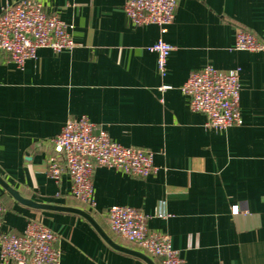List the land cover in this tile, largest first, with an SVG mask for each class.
Listing matches in <instances>:
<instances>
[{"label":"crops","instance_id":"crops-1","mask_svg":"<svg viewBox=\"0 0 264 264\" xmlns=\"http://www.w3.org/2000/svg\"><path fill=\"white\" fill-rule=\"evenodd\" d=\"M20 1L0 0V14ZM35 1L65 22L76 46L40 49L23 69L1 57L0 176L27 199L89 212L122 246L143 252L110 230L112 206L147 214L149 230L170 235L183 264H264V51L234 48L239 28L264 44V0H177L164 34L135 27L126 0ZM160 39L173 47L165 75L150 50ZM207 66L239 70L241 126L209 128L190 109L182 85ZM81 117L123 146L153 152L156 173L98 167L96 208L82 204L66 173L59 182L47 173L50 140ZM0 204L1 232L21 235L29 222L42 223L57 237L60 264H143L78 215L27 208L1 187Z\"/></svg>","mask_w":264,"mask_h":264},{"label":"built area","instance_id":"built-area-1","mask_svg":"<svg viewBox=\"0 0 264 264\" xmlns=\"http://www.w3.org/2000/svg\"><path fill=\"white\" fill-rule=\"evenodd\" d=\"M177 4V0H126L124 12L135 27L154 25L164 34L175 20ZM75 46L69 27L59 17L47 14L41 3L23 0L3 6L0 59L6 57L8 62L23 69L40 49L60 53ZM234 48L257 53L264 51V44L239 28ZM150 50L157 55L159 73L165 75L173 47L160 39ZM181 90L189 99L190 109L206 117L207 127L225 130L243 124L239 70L226 74L207 66L191 72ZM50 143L53 155L48 161V175L59 182L66 173L72 181L71 195L91 209L96 208V168H112L136 178H147L157 171L153 152L123 146L104 130L96 132L87 117L69 119ZM240 212V207H233L234 215ZM4 213L5 207L0 204V264H60L61 251L50 229L31 221L21 235L2 233ZM107 214L110 230L126 242L160 260V264H183L171 236L149 230L147 214L129 206H112Z\"/></svg>","mask_w":264,"mask_h":264},{"label":"water","instance_id":"water-1","mask_svg":"<svg viewBox=\"0 0 264 264\" xmlns=\"http://www.w3.org/2000/svg\"><path fill=\"white\" fill-rule=\"evenodd\" d=\"M0 187L3 188L13 199H15L21 205L37 210V211H55V212H64L78 215L84 218L94 229L95 231L102 237V239L110 245L115 250H118L122 253L131 255L136 259L140 260L143 264H157L156 261L151 258L149 255L131 249L125 246H122L116 243L106 232V230L96 221V219L87 211L75 207H59V206H51L42 203H37L31 199H27L23 197L18 191H16L13 187H11L1 176H0Z\"/></svg>","mask_w":264,"mask_h":264}]
</instances>
